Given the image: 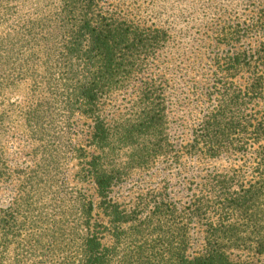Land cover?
<instances>
[{
	"label": "rangeland",
	"instance_id": "1",
	"mask_svg": "<svg viewBox=\"0 0 264 264\" xmlns=\"http://www.w3.org/2000/svg\"><path fill=\"white\" fill-rule=\"evenodd\" d=\"M40 2L14 17L21 31H10L12 39L23 33L11 60L23 77L0 91V221L27 220L53 237L40 252L45 264L58 261L59 231L67 250L59 256H78L88 221L102 246L114 249L107 264H130L132 251L150 258L141 264L192 259L209 251L208 239L226 243L233 263L264 264V0L99 1L100 13L156 44L125 84L100 96L91 116L67 103L65 73L82 65L63 62L55 10L40 16ZM38 18V27L21 24ZM155 109L161 116L135 131ZM33 110L40 117L27 121ZM96 118L108 130L101 147L92 139ZM124 126L133 133L125 144ZM137 132L144 134L135 142ZM93 157L113 175L106 201L87 172ZM107 202L129 223L113 222ZM219 225L224 233L211 238ZM10 235L1 248L0 227V264L29 263L18 248L26 233Z\"/></svg>",
	"mask_w": 264,
	"mask_h": 264
},
{
	"label": "trees",
	"instance_id": "2",
	"mask_svg": "<svg viewBox=\"0 0 264 264\" xmlns=\"http://www.w3.org/2000/svg\"><path fill=\"white\" fill-rule=\"evenodd\" d=\"M35 1L37 0H0V91H5L13 79L20 81L23 77L22 72L18 71L14 73L15 70L11 67L12 54L18 46L23 45V33L19 32L20 37L12 39L10 31L12 25H14L12 24L14 17L20 16L24 8L31 7ZM99 1L101 0H58L55 7V5H48V0H41L40 4L37 5L36 11V13L42 16L45 13V9L48 10V14H52L55 10L53 15L56 17L55 23L59 30L60 43L63 50L62 55L60 54L61 59L63 62H68V59H74L82 65L81 68H78V71H73L71 68L67 74L65 73L67 84H71L65 86L69 88L67 103L70 108L77 106V108L82 109L89 116H91L97 102H99L98 100L101 99L100 96L106 91L116 89L119 85L125 84L129 76L138 68L145 56L154 49L156 44L155 36L140 31V29L131 23L100 13L97 9ZM21 21L19 20L18 24ZM21 24H31L38 27L40 26V18L34 21L27 19L22 21ZM14 27L19 28L20 31L23 29L21 26L17 27V25H14ZM40 40L38 37L32 39L34 43H39ZM31 58L35 61V53L31 55ZM161 113L162 111L159 109H155L151 113H143L144 118L139 119L141 123H136L137 125L134 126L135 131L136 129L149 127L156 120L155 117L161 116ZM40 114L38 110L31 111L27 114V121L38 119ZM137 133L135 142L144 134L142 132ZM119 134H121V141L124 144L130 142L133 135L131 129L127 128V126H124ZM92 136L93 142L99 147L107 139L108 130L99 118L95 119ZM98 159V157H93L87 163V172H89L88 175L94 181L98 197L106 201L108 189L113 182V175H108L103 169H100L97 163ZM248 192L250 193L251 191ZM107 203L106 208L111 209L110 215L113 218V222L118 223L119 226L123 223H129L125 214L119 211L116 206L110 205L109 202ZM90 208L91 205L84 211L88 218ZM18 217L20 218V215ZM222 226L219 225L212 232L211 238L218 237L224 233ZM0 227L3 233L1 248L6 249L8 240L12 237L10 235L11 231H23L26 233L24 236L25 245L20 244L18 246L19 251L22 252L21 254L19 253V256L21 258L32 257L38 259L32 262L30 261L31 258L26 261H29L26 264H45L43 261H40L42 257H48L47 253H40L45 252L44 247L48 236L43 235V230L41 231L40 228L31 225L27 220L25 222H9L4 219L0 221ZM92 227L95 229L91 233V225L89 221L86 222L85 230L88 234L85 237H81L80 248L77 252L78 256L75 255V258L59 256V251L60 254H63V251H67L65 247L60 245V240L64 233L63 231H59L57 233L58 238L56 237L57 244L59 245H57V249H52L57 253L58 261L55 264H107L110 253L114 249L103 247L96 233L98 229L95 224ZM161 234H163L162 231ZM144 235V231H141V234L138 235L139 237L135 245H138L139 249L144 243L137 242H140ZM48 238L53 237L48 236ZM150 238L154 239L151 236ZM117 239L119 241L118 237ZM167 239L176 241L175 238ZM146 240L148 241V239ZM207 242L209 251L201 256L186 259L180 256V254H175L171 256L170 264H236L229 261V257L225 251V242H223L225 245L220 244L219 242L222 241L219 239H208ZM133 248L135 249V247ZM131 254L133 255L129 256ZM126 259L127 263L130 262V264H141L142 259H144L145 263L150 261V258L147 256L143 257L138 251L130 252ZM154 259L160 258L154 257Z\"/></svg>",
	"mask_w": 264,
	"mask_h": 264
}]
</instances>
